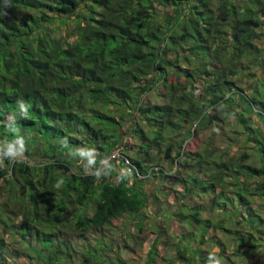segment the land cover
<instances>
[{"label":"trees","instance_id":"trees-1","mask_svg":"<svg viewBox=\"0 0 264 264\" xmlns=\"http://www.w3.org/2000/svg\"><path fill=\"white\" fill-rule=\"evenodd\" d=\"M12 120L0 264H129L147 227L142 264L263 254L264 0H0V141ZM117 145L145 179L68 154L110 171Z\"/></svg>","mask_w":264,"mask_h":264},{"label":"clouds","instance_id":"clouds-1","mask_svg":"<svg viewBox=\"0 0 264 264\" xmlns=\"http://www.w3.org/2000/svg\"><path fill=\"white\" fill-rule=\"evenodd\" d=\"M5 6H8V0H5ZM7 14L6 12L4 13ZM18 108L20 115L24 118H27L29 115V108L31 107L30 104L24 102L23 100L17 101ZM8 131L13 134L12 139H4L3 141H0V167L4 165V160L7 159L10 162H22L25 157L24 153L26 152V145H25V139L24 137L20 136L18 133V128L15 125V121L12 120L7 125ZM61 144L64 147L68 146V140L67 137L63 138L61 140ZM79 154L81 158L87 159V164L82 165L83 170L86 174L93 175L97 181L101 179V177L110 176L112 174V171L114 169H111V166H109L110 171H103L100 170H94V165L96 163V155L97 151L95 148H83L79 147L76 148L74 151H69V156L73 157L76 154ZM131 175V169H120L119 178L123 179L126 176ZM63 183V181H59L56 185V187H60V185ZM208 264H222L221 260L215 256H209L208 258Z\"/></svg>","mask_w":264,"mask_h":264},{"label":"rangeland","instance_id":"rangeland-1","mask_svg":"<svg viewBox=\"0 0 264 264\" xmlns=\"http://www.w3.org/2000/svg\"><path fill=\"white\" fill-rule=\"evenodd\" d=\"M69 27H71V24H69ZM64 32H65V29H62V34ZM219 146H220V148H225L227 146V142H223ZM236 147H237V145H234L232 147L233 148V152H234V150H236ZM146 187L148 189L152 188L149 184L146 185ZM174 189L177 190L178 187H174ZM153 190H154L155 193L158 194V196H160V199L162 200V208H166L168 206L167 204H168L169 197L167 199L165 198V200H164V197H162V195L159 193L158 189H153ZM182 196H183L182 193H176L174 195L175 202L180 201L182 199ZM193 207L195 208L196 205H193ZM153 232H154L153 228L149 229L147 227V229H145L144 232H142L141 234L138 235L140 240L144 239L145 241L143 242V244L141 246H139L140 247L139 249H136V252L132 255V257H130V259L128 260L129 264H142V263H144V261L146 259L147 252L149 250V245L153 241V238L155 237ZM210 234H211V232L208 233V236ZM216 235L221 237V238L223 237L222 234L219 233V232L216 233ZM211 250H213V248H212V246L210 244H208L207 245V252H211ZM236 264H245V263L236 262ZM246 264H264V251H263L262 255L255 257L253 260L248 261Z\"/></svg>","mask_w":264,"mask_h":264},{"label":"built area","instance_id":"built-area-1","mask_svg":"<svg viewBox=\"0 0 264 264\" xmlns=\"http://www.w3.org/2000/svg\"><path fill=\"white\" fill-rule=\"evenodd\" d=\"M110 165H112L118 173H120V169L130 168L131 173L135 172L139 180L147 177L146 174L142 175L138 172L136 165L124 156L122 148L119 145L115 146L104 158L99 160L100 167H108Z\"/></svg>","mask_w":264,"mask_h":264}]
</instances>
